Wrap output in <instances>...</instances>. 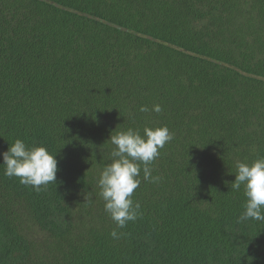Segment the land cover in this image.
<instances>
[{
	"label": "trees",
	"instance_id": "16d2710c",
	"mask_svg": "<svg viewBox=\"0 0 264 264\" xmlns=\"http://www.w3.org/2000/svg\"><path fill=\"white\" fill-rule=\"evenodd\" d=\"M163 126L161 179L141 171L118 229L97 185L111 134ZM16 139L58 171L37 192L0 155V264H264L230 186L264 157V0H0V154Z\"/></svg>",
	"mask_w": 264,
	"mask_h": 264
},
{
	"label": "clouds",
	"instance_id": "9594fccd",
	"mask_svg": "<svg viewBox=\"0 0 264 264\" xmlns=\"http://www.w3.org/2000/svg\"><path fill=\"white\" fill-rule=\"evenodd\" d=\"M150 110L162 111L160 105H154L152 109L140 107L141 112ZM173 138L167 126L145 127L143 135L133 128L111 134L109 141L114 146L110 153L111 162L103 168L97 185L99 197L105 202L104 209L118 229L125 228L129 221L134 222L142 215L140 203L132 199L134 190L140 184L138 177L142 171L144 180L159 182L161 178L152 175L150 165L159 157L160 149ZM0 155L3 157V174L18 178L21 184L31 186L37 192L42 186L56 182L58 161L46 147L29 148L23 140L16 139ZM230 186L233 191H239L243 186L246 200L240 221L253 219L264 222V157L251 163L238 161L235 180ZM86 201L92 203L88 196ZM110 235L119 239L123 233L113 229Z\"/></svg>",
	"mask_w": 264,
	"mask_h": 264
}]
</instances>
